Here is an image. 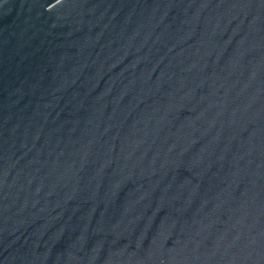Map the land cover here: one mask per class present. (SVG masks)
Returning a JSON list of instances; mask_svg holds the SVG:
<instances>
[{
	"label": "water",
	"instance_id": "water-1",
	"mask_svg": "<svg viewBox=\"0 0 264 264\" xmlns=\"http://www.w3.org/2000/svg\"><path fill=\"white\" fill-rule=\"evenodd\" d=\"M0 264H264V0H0Z\"/></svg>",
	"mask_w": 264,
	"mask_h": 264
}]
</instances>
